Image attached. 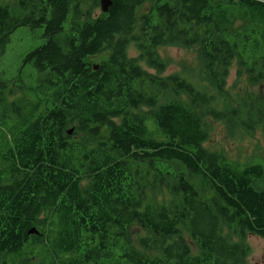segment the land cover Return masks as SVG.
<instances>
[{"label":"trees","instance_id":"16d2710c","mask_svg":"<svg viewBox=\"0 0 264 264\" xmlns=\"http://www.w3.org/2000/svg\"><path fill=\"white\" fill-rule=\"evenodd\" d=\"M21 26L46 42L25 97L0 79V264L245 263L264 165L208 142L264 136V0H0V57Z\"/></svg>","mask_w":264,"mask_h":264},{"label":"rangeland","instance_id":"374dc122","mask_svg":"<svg viewBox=\"0 0 264 264\" xmlns=\"http://www.w3.org/2000/svg\"><path fill=\"white\" fill-rule=\"evenodd\" d=\"M14 0H6L3 3H9ZM46 42L43 27L21 26L17 28L10 36V41L4 54L0 57V79L12 81L9 86H13L14 93L8 96L9 100L25 97L26 91L21 89L34 83L36 71L30 64H24L25 56L32 50L42 46ZM160 53L166 58L172 59V65L167 73L184 72L187 66H195L196 55L192 50L167 46L160 49ZM131 54L137 55L135 50ZM100 57H94L93 61L98 62ZM196 77V76H195ZM192 78V77H190ZM236 78V70L233 69L228 87H232ZM10 88V87H9ZM247 89L245 83H241L238 90L242 93ZM261 95L264 100V84L260 87ZM249 90H253L249 88ZM259 90V89H257ZM234 92V91H233ZM74 134V133H73ZM76 137H78L76 135ZM208 147L217 149L219 152L226 153L233 160H240L242 163L260 162L264 165V136L259 129L253 134L242 131L235 135L227 134L226 127L220 123L208 142ZM248 160V161H247ZM15 195L17 194L14 193ZM162 200V197L159 196ZM246 242L251 246V253L248 256L249 264H264V239L256 234H247Z\"/></svg>","mask_w":264,"mask_h":264},{"label":"water","instance_id":"95a60500","mask_svg":"<svg viewBox=\"0 0 264 264\" xmlns=\"http://www.w3.org/2000/svg\"><path fill=\"white\" fill-rule=\"evenodd\" d=\"M113 4V1L112 0H102L101 1V10L102 12H108L110 7L112 6ZM95 69L98 68V65H94ZM74 128H71L68 130V134L69 135H72L73 132H74ZM29 234H39V231L36 229V228H31L29 231H28Z\"/></svg>","mask_w":264,"mask_h":264},{"label":"flooded vegetation","instance_id":"af4514ba","mask_svg":"<svg viewBox=\"0 0 264 264\" xmlns=\"http://www.w3.org/2000/svg\"><path fill=\"white\" fill-rule=\"evenodd\" d=\"M10 185H12V184H11V183L0 182V186H3V187H5V186H10ZM0 211H1V210H0ZM12 214H13V216H15V213H12ZM236 240H239V237H238V239H236ZM229 264H241V262H240V259H237L235 262H230ZM242 264H249V263H248V256L245 257V263L242 262Z\"/></svg>","mask_w":264,"mask_h":264},{"label":"bare ground","instance_id":"6f19581e","mask_svg":"<svg viewBox=\"0 0 264 264\" xmlns=\"http://www.w3.org/2000/svg\"><path fill=\"white\" fill-rule=\"evenodd\" d=\"M102 1V0H101ZM113 1V0H112Z\"/></svg>","mask_w":264,"mask_h":264}]
</instances>
